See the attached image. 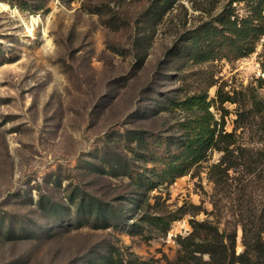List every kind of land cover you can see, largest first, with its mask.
I'll use <instances>...</instances> for the list:
<instances>
[{
    "label": "rangeland",
    "instance_id": "374dc122",
    "mask_svg": "<svg viewBox=\"0 0 264 264\" xmlns=\"http://www.w3.org/2000/svg\"><path fill=\"white\" fill-rule=\"evenodd\" d=\"M168 2L0 0V264H175L192 219L235 230L244 250L242 225L264 208V36L245 58L183 66L175 45L229 0ZM202 88L235 134L237 167L217 185L209 172L223 154L211 151L132 205L141 191L121 174L144 163L123 135L178 133L183 114L159 101ZM219 89L236 100L224 112ZM82 194L121 209L124 223L78 213ZM146 214L179 217L164 230L144 225Z\"/></svg>",
    "mask_w": 264,
    "mask_h": 264
},
{
    "label": "trees",
    "instance_id": "16d2710c",
    "mask_svg": "<svg viewBox=\"0 0 264 264\" xmlns=\"http://www.w3.org/2000/svg\"><path fill=\"white\" fill-rule=\"evenodd\" d=\"M235 3L245 4L247 13L241 15ZM168 0H163L166 9ZM264 36V0H229L222 12L209 16L199 26L185 33L183 40L173 49L174 56L181 58L183 66H200L216 60H237L245 58L256 51ZM264 73V58L261 62ZM210 83L208 87H211ZM217 102L219 110H225V103H236L234 97L219 89ZM164 105L162 111H180L183 118L177 123L178 133L155 132L149 129H130L123 135L130 145V155L143 157L142 170L130 163L123 169V174L141 191L139 198L132 205L143 208L147 193L162 184H171L177 178L187 175L192 169L208 159L211 151L222 153L221 160L210 168V179L217 185L225 182L229 172L238 165V157L232 146L236 143L235 134L226 132L225 116L218 120L212 108L214 101L209 100L207 89L183 96L168 97L160 100ZM252 110V115L262 112ZM250 114V113H248ZM247 113H239L246 118ZM143 155V156H142ZM127 158V156H126ZM118 170V169H117ZM112 172V175H119ZM75 205V201H73ZM78 213L94 217L111 227L116 222L124 223L126 216L121 209L106 205L102 200L82 194L76 204ZM150 205L147 204V208ZM115 217L118 220H115ZM174 217L146 214L142 218L144 225L149 224L168 230ZM115 221V222H114ZM253 229L242 225L244 250L237 253V232L220 228L211 220L190 222L191 232L177 240L179 251L175 264H264V208L251 221ZM129 233L138 231L142 226L134 224ZM133 228H138L134 230ZM140 231V230H139ZM142 231V230H141ZM93 263L91 264H94ZM105 264H117L113 257L104 260ZM118 264H124L121 261Z\"/></svg>",
    "mask_w": 264,
    "mask_h": 264
}]
</instances>
